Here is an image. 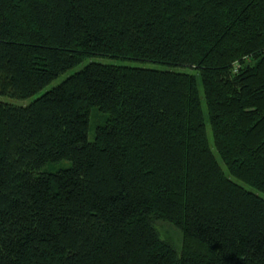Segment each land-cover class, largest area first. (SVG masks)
Wrapping results in <instances>:
<instances>
[{
    "label": "trees",
    "instance_id": "obj_1",
    "mask_svg": "<svg viewBox=\"0 0 264 264\" xmlns=\"http://www.w3.org/2000/svg\"><path fill=\"white\" fill-rule=\"evenodd\" d=\"M93 56L169 68L0 100V264H264V0H0L1 96Z\"/></svg>",
    "mask_w": 264,
    "mask_h": 264
},
{
    "label": "rangeland",
    "instance_id": "obj_2",
    "mask_svg": "<svg viewBox=\"0 0 264 264\" xmlns=\"http://www.w3.org/2000/svg\"><path fill=\"white\" fill-rule=\"evenodd\" d=\"M91 61H98V62H103V63H115V64H128V65H138V66H145V67H151V68H169L168 66L164 64H159V63H152V62H141V61H136V60H119L115 58H108V57H102V56H93L86 58L82 63L79 65L70 68L66 72L60 74L57 78H55L51 83H49L47 86L43 87L41 90L33 94L32 96L26 98V99H17V98H11L7 96H1L0 95V100L11 102L14 104L18 105H26L30 103L32 100H34L36 97L40 96L43 94L45 91L48 89L52 88L53 86L61 83L63 80H65L68 76L71 74L75 73L76 71L80 70L83 68L86 64H88ZM183 70V69H181ZM186 71H190V69H185ZM201 94L203 97V90L201 87ZM107 114L101 112L97 107H93L91 109V117H90V129H89V139L94 140L95 134H96V126L104 124L106 121ZM208 136L210 139V143L212 147L214 146L213 143V134H212V129L210 125L208 126ZM214 149V147H213ZM69 160H62L60 162H51L46 166V170H51L55 171L56 169H59L64 166H69L70 165ZM222 166L225 168L224 163H222ZM264 197V193H259ZM155 226L160 234V236L167 240L168 242L172 243L174 247L177 250H180L183 246L184 243V235L183 232L177 228L175 225L172 223L164 220V219H157L155 220Z\"/></svg>",
    "mask_w": 264,
    "mask_h": 264
}]
</instances>
